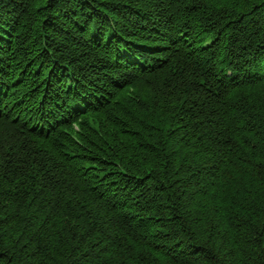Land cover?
I'll return each mask as SVG.
<instances>
[{"label":"trees","instance_id":"16d2710c","mask_svg":"<svg viewBox=\"0 0 264 264\" xmlns=\"http://www.w3.org/2000/svg\"><path fill=\"white\" fill-rule=\"evenodd\" d=\"M0 264H264V0H0Z\"/></svg>","mask_w":264,"mask_h":264}]
</instances>
